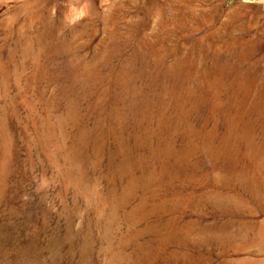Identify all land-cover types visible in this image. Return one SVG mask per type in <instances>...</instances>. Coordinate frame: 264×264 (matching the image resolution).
Masks as SVG:
<instances>
[{
  "label": "rangeland",
  "instance_id": "1",
  "mask_svg": "<svg viewBox=\"0 0 264 264\" xmlns=\"http://www.w3.org/2000/svg\"><path fill=\"white\" fill-rule=\"evenodd\" d=\"M0 264H264V0H0Z\"/></svg>",
  "mask_w": 264,
  "mask_h": 264
}]
</instances>
